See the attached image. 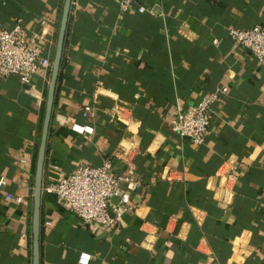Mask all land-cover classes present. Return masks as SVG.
<instances>
[{
    "label": "crops",
    "instance_id": "crops-1",
    "mask_svg": "<svg viewBox=\"0 0 264 264\" xmlns=\"http://www.w3.org/2000/svg\"><path fill=\"white\" fill-rule=\"evenodd\" d=\"M134 2L146 12L72 0L43 191L60 174L108 157L116 175L131 158L146 188L132 194L136 211L113 228L86 225L44 197L41 264H264V67L227 36L264 24V0ZM63 4L0 0V22L11 28L22 19L28 41L53 61ZM50 78L42 69L29 85L0 78V264H32ZM214 93L202 146L172 132L177 115Z\"/></svg>",
    "mask_w": 264,
    "mask_h": 264
},
{
    "label": "built area",
    "instance_id": "built-area-1",
    "mask_svg": "<svg viewBox=\"0 0 264 264\" xmlns=\"http://www.w3.org/2000/svg\"><path fill=\"white\" fill-rule=\"evenodd\" d=\"M121 14L136 11L144 14L146 8L136 7L134 0H115ZM228 38L251 55L264 67V24L249 29L232 28L227 31ZM44 40L43 34L37 36ZM217 44V42H215ZM44 49L39 44L28 41L22 19H17L11 28L0 22V78L18 77L21 84L29 85L40 69L51 73L50 55L42 57ZM218 94L204 97L186 113L174 118L170 127L181 138H187L194 146L205 143L214 104ZM127 165L122 174L112 172V160L108 157L98 167L80 165L68 177L60 174L55 184L44 192L56 195L58 203L73 213L84 224L96 227L113 228L118 226L124 216L136 211L131 202L132 194L144 190L135 175V165L131 158L125 157ZM6 181L0 179V188ZM8 200L21 203L19 196H7ZM139 199V196H137ZM45 227L50 222L44 223Z\"/></svg>",
    "mask_w": 264,
    "mask_h": 264
},
{
    "label": "water",
    "instance_id": "water-1",
    "mask_svg": "<svg viewBox=\"0 0 264 264\" xmlns=\"http://www.w3.org/2000/svg\"><path fill=\"white\" fill-rule=\"evenodd\" d=\"M72 0H64L61 22L59 27L58 39L54 52L51 67V78L48 84L45 112L42 123L40 143L36 157L33 189V211L31 218V236H32V264H41L40 238L42 232V202L45 197L57 209L64 211V208L58 203L57 197L53 193L44 195L43 191V171L47 153V142L50 130V123L54 108L56 88L58 84L60 68L63 57L64 43L69 20Z\"/></svg>",
    "mask_w": 264,
    "mask_h": 264
}]
</instances>
